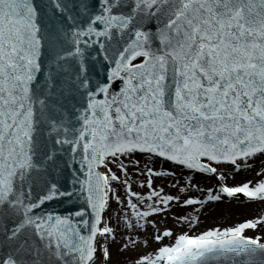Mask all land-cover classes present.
Returning a JSON list of instances; mask_svg holds the SVG:
<instances>
[{
	"label": "snow or ice",
	"instance_id": "1",
	"mask_svg": "<svg viewBox=\"0 0 264 264\" xmlns=\"http://www.w3.org/2000/svg\"><path fill=\"white\" fill-rule=\"evenodd\" d=\"M0 264H264V0H0Z\"/></svg>",
	"mask_w": 264,
	"mask_h": 264
},
{
	"label": "bare ground",
	"instance_id": "2",
	"mask_svg": "<svg viewBox=\"0 0 264 264\" xmlns=\"http://www.w3.org/2000/svg\"><path fill=\"white\" fill-rule=\"evenodd\" d=\"M255 210V205H239L235 202L228 203L225 201L223 204H213L204 210V213L201 216V226H212L214 222L227 217L238 219L241 216L249 215Z\"/></svg>",
	"mask_w": 264,
	"mask_h": 264
},
{
	"label": "rangeland",
	"instance_id": "3",
	"mask_svg": "<svg viewBox=\"0 0 264 264\" xmlns=\"http://www.w3.org/2000/svg\"><path fill=\"white\" fill-rule=\"evenodd\" d=\"M241 217H242V216H241ZM241 217H239V218H241ZM239 218H238V219H239ZM203 227H204V226H203Z\"/></svg>",
	"mask_w": 264,
	"mask_h": 264
},
{
	"label": "water",
	"instance_id": "4",
	"mask_svg": "<svg viewBox=\"0 0 264 264\" xmlns=\"http://www.w3.org/2000/svg\"><path fill=\"white\" fill-rule=\"evenodd\" d=\"M166 166V165H165Z\"/></svg>",
	"mask_w": 264,
	"mask_h": 264
}]
</instances>
